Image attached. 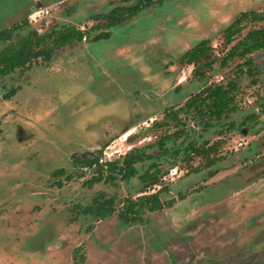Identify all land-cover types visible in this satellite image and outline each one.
Masks as SVG:
<instances>
[{
  "label": "rangeland",
  "instance_id": "obj_1",
  "mask_svg": "<svg viewBox=\"0 0 264 264\" xmlns=\"http://www.w3.org/2000/svg\"><path fill=\"white\" fill-rule=\"evenodd\" d=\"M28 1L0 0V29L24 23L12 41L68 25L83 29L86 39L57 50L48 62L0 77V264H264V226L260 220L259 229L254 225L264 215V49L221 66L232 46L242 51L249 31L264 30V0H168L104 30L109 38L92 29L93 17L130 5L126 0H46L50 15L31 22L28 10L15 22ZM252 11L262 19L243 22L204 78L181 62L202 40L221 49L226 28ZM213 82L237 85L238 109L228 117L166 116ZM12 88L16 92L4 97ZM181 128L185 133L161 151L160 137ZM205 141L218 143L223 159L188 173L199 158L184 162L185 147ZM143 147L155 156L137 163L128 180L89 186L97 167L74 163L97 156L103 163L123 160ZM153 163L159 180L144 187L140 177ZM174 168L178 174L171 176ZM59 170L64 174H54ZM154 193L161 209L148 205L136 221L123 218L130 201ZM101 194L115 200L105 219L87 210ZM77 247L85 261L74 257Z\"/></svg>",
  "mask_w": 264,
  "mask_h": 264
},
{
  "label": "trees",
  "instance_id": "obj_2",
  "mask_svg": "<svg viewBox=\"0 0 264 264\" xmlns=\"http://www.w3.org/2000/svg\"><path fill=\"white\" fill-rule=\"evenodd\" d=\"M131 3L130 5L120 6L113 9L110 13L104 15H97L93 17L96 20V24L92 29L102 30L100 33L101 38L108 37L110 33H103L104 30L111 29L125 21H131L138 16V14L145 8H151L156 5H160L168 0H126ZM262 19L260 13L257 12H244L238 17L228 28H226L224 36V42L222 48L216 50L209 40H202L195 47L186 51L182 57L181 62L188 63L194 66V74L198 78H204L206 71L211 69L213 65L219 60L221 52L234 41L235 37L239 35L243 29L244 21H259ZM26 25V24H25ZM24 25H20L14 28L0 29V44L8 43L0 51V77H5L15 71L24 70L30 68L33 63H38L39 60L48 62L52 59L53 54L64 47L70 46L75 42H80L86 36L83 29L75 26L68 25L61 29H55L50 32H39L36 30L30 31L24 36H20L17 41H12L13 31L22 29ZM246 43L242 51L239 50L238 45L232 46L226 55L221 60V66H227L228 60H232L234 57H247L257 50L264 49V30H252L249 31L246 37ZM247 65L246 71L252 72V59L249 57L246 59ZM244 73V70H240ZM237 90V85L233 82H227L224 85L223 82L209 83L202 89L196 91L190 95L184 105L177 111L168 109L166 111L167 117L173 119L178 118L180 111H185L188 115L193 113L192 118H200L201 121L205 120V116L208 114L214 116L215 119H221L228 117L238 109L235 103V95L233 92ZM16 92L15 88H12L4 97H10ZM255 116L248 117V120H255ZM177 124H184L178 121ZM160 125L157 121L154 122V127ZM205 126H210V123H205ZM130 127L126 128L124 132L128 131ZM207 128V127H206ZM184 129H178L174 133H165L158 140V146L163 150L164 144L173 138H179L181 134H184ZM157 145H152L150 149ZM184 152L187 154L184 157V162L191 163L195 159L199 158V164L196 167H192L188 170V173H198L201 168H208L216 164L223 159L220 146L218 143L209 144V141H205L202 146L197 145L196 142L190 143L185 147ZM180 151H176L179 155ZM155 155L150 152L148 147L135 149L127 153L123 160L115 161H101L100 157L93 158H76L74 163L76 166L81 167H97V173L93 175L87 184L92 186L94 183L102 182L106 180L115 181L118 178L122 180H128L137 174L136 164L144 162L146 159L153 158ZM152 170H148L140 178L145 183L144 187L153 186L159 180L160 169L155 163L151 165ZM64 170L55 171L54 174L59 175ZM105 172H108L105 175ZM71 179L70 176H67ZM144 190H142L143 192ZM144 199V200H143ZM141 201H130L128 209L126 210L127 216L123 218L128 220V216L131 215V220L136 221L137 217L143 212V209L149 205V211H155L162 208L159 201L158 193L152 195L140 197ZM143 200V201H142ZM114 198H107L104 195H100L94 199L92 205L88 206L87 210L95 213L100 219H105L114 213ZM152 204V205H150ZM81 247H77L74 250V257L85 261V257L79 251Z\"/></svg>",
  "mask_w": 264,
  "mask_h": 264
},
{
  "label": "flooded vegetation",
  "instance_id": "obj_3",
  "mask_svg": "<svg viewBox=\"0 0 264 264\" xmlns=\"http://www.w3.org/2000/svg\"><path fill=\"white\" fill-rule=\"evenodd\" d=\"M62 2V0H59L58 2H56V4L58 3H61ZM28 4V6L27 7H24L23 9H22V7H20V9L19 10H17L16 12H15V14H16V16L13 18L14 19V21L15 22H17V21H19L20 19H24V18H26L27 17V13H28V10H33L34 8H35V10H36V7L38 6V5H42V6H46V3H47V1L46 0H31V1H28L27 2ZM54 7H55V5H53ZM22 9V10H21ZM54 8L52 7V10H53ZM51 10V9H50ZM52 12V11H51ZM51 12H50V14H51ZM252 12H254V11H252ZM258 13V12H257ZM17 14H18V17H17ZM10 20V19H9ZM20 25H24V23L21 21V22H19L18 24H16V25H14L15 27H17V26H20ZM8 28H11L10 26L8 27ZM12 28H14V27H12ZM84 31V30H83ZM86 33V32H85ZM107 38V37H106ZM109 38V37H108ZM86 39V36L84 37V39L82 40V41H80V42H83L84 40ZM258 51V50H257ZM102 161V160H101ZM155 211H157V210H155ZM261 221L262 222V224H261V226L263 225L264 226V215H262V217H259L258 219H256V221H255V228H257V229H259L258 228V223H257V221ZM145 228V227H144ZM257 241H259L260 239H259V235H257V239H256ZM253 245V244H252ZM249 249H252L251 250V252H253V254H252V256H255V254H254V252L256 253L257 252V250H253V247L252 246H250V248H248V249H246V250H249ZM244 251V250H243ZM250 251V250H249ZM264 251V250H263ZM257 254H259V253H257ZM257 257H258V255H257ZM149 258H151V257H149ZM79 260H81L80 258L78 259V261ZM250 262V260H246L245 261V263H249ZM252 264H254L255 262L253 261V262H251ZM235 264H241L240 262L239 263H235Z\"/></svg>",
  "mask_w": 264,
  "mask_h": 264
},
{
  "label": "built area",
  "instance_id": "obj_4",
  "mask_svg": "<svg viewBox=\"0 0 264 264\" xmlns=\"http://www.w3.org/2000/svg\"><path fill=\"white\" fill-rule=\"evenodd\" d=\"M51 10L49 8H38L34 10L30 15H29V20L31 22H36L39 18L42 16H48L50 15ZM178 174V169L174 168L170 171L171 176H176Z\"/></svg>",
  "mask_w": 264,
  "mask_h": 264
},
{
  "label": "water",
  "instance_id": "obj_5",
  "mask_svg": "<svg viewBox=\"0 0 264 264\" xmlns=\"http://www.w3.org/2000/svg\"><path fill=\"white\" fill-rule=\"evenodd\" d=\"M36 8H43V6L42 5H38ZM35 10V8L32 10V11H34ZM129 21H125V22H123V23H121V24H119V25H117V26H115V29L116 28H119V27H121V26H123L124 24H126V23H128ZM103 33H109V32H107V31H103ZM111 34V33H110ZM104 38H106V37H104Z\"/></svg>",
  "mask_w": 264,
  "mask_h": 264
}]
</instances>
